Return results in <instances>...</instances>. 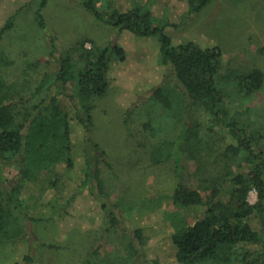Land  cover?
<instances>
[{
    "label": "trees",
    "instance_id": "16d2710c",
    "mask_svg": "<svg viewBox=\"0 0 264 264\" xmlns=\"http://www.w3.org/2000/svg\"><path fill=\"white\" fill-rule=\"evenodd\" d=\"M79 1L97 20L119 32L127 30L159 41L166 78L152 97L162 102L169 112L167 121H172L169 125L179 131L174 137H156L151 151L153 162L174 160L179 173L183 155L195 158L204 149L215 154L217 150L212 153L211 144L201 133V122L193 119L200 116L199 110L207 112L211 123L229 128L237 136V143L225 146L228 163L207 175L198 186L191 188L180 178L174 182L170 193L172 212L161 210L158 205L137 216H126L121 205L108 194L101 165L110 166L109 154L95 141L92 129L93 111L108 93L113 63L125 61L127 51L115 41L107 45L93 42L86 48L83 40L63 48L52 33L47 36V44L43 38L38 41L47 51L45 59H27L25 67H19L15 65L16 56L3 50L1 43L14 27L16 15L27 5L21 6L0 26V243L19 241L29 224L40 223L49 216L63 220L70 214L75 198L90 192L99 199L106 214L104 236L120 229L129 238L127 255L113 264H264V150L259 143L264 136L247 133L251 122L242 124L231 115L225 102L230 95L217 80L222 50L218 46L202 47L193 40L174 42L166 32L173 23L156 19L147 5L120 10L103 0ZM211 1L187 0V17ZM47 3L48 0H40L32 5L36 24L43 30L48 29L43 12ZM14 67L21 72L10 77L9 71ZM33 72H37L36 76ZM171 82L175 83L172 90L168 86ZM263 82L264 70L260 67L233 80L239 96L253 95ZM175 106L182 112H176ZM250 110L244 107L240 112ZM183 113L185 121L181 118ZM72 120L85 129L83 176L75 192L69 198H61L59 204L58 197L69 187L78 156ZM253 189L258 192L255 203L249 200ZM183 209L191 210L193 217L169 218V213ZM149 239L156 241L164 255L157 259L148 256ZM102 248L100 244L91 249L80 264H104L98 258L103 254ZM13 264L40 263L28 251Z\"/></svg>",
    "mask_w": 264,
    "mask_h": 264
},
{
    "label": "rangeland",
    "instance_id": "374dc122",
    "mask_svg": "<svg viewBox=\"0 0 264 264\" xmlns=\"http://www.w3.org/2000/svg\"><path fill=\"white\" fill-rule=\"evenodd\" d=\"M29 2L31 0H0V26L17 9L27 5L16 15L14 27L1 43L3 50L18 59L15 65L25 67L27 59L44 60L47 51L38 41L43 38L47 44L52 33L58 37L57 42L60 41L59 45L63 48L83 40L86 48H90L93 42L107 45L115 41L127 51L125 61L113 63L108 93L93 111L92 129L95 141L108 151L110 166L101 165V176L111 199L121 205L122 213L137 216L158 205L161 210L172 212L170 193L177 179L193 188L228 163L224 149L228 143H237V136L229 128L208 121L207 112L203 110L197 111L200 116L193 119L201 122V133L206 137L207 144H211L212 153L215 149L220 152L211 155L210 149H204L195 158L183 155L179 173L174 160L152 161L151 151L156 137H174L179 131L173 128V124L169 125L172 121H167L169 112L162 102L152 97L166 78V64L161 60L156 37L140 36L127 30L119 32L114 26L97 20L79 0H48L43 11L48 22L46 31L36 24L34 17L35 7L32 5L40 0L33 4ZM103 2L107 5L112 3L120 10H127L133 5H147L156 19H167L173 23L166 32L174 42L193 40L202 47L218 46L223 58L217 80L230 95L225 102L231 108L232 117L245 125L251 122L247 133L264 136V82L259 91L247 96H239L235 88L237 83L233 84L238 75L255 67L264 70V0H212L191 17H187V0ZM20 72L14 67L9 74L14 77ZM36 73L32 74L36 76ZM168 86L172 90L175 83L171 82ZM70 88H73V83ZM163 94L168 95L166 92ZM244 107L251 110L240 112ZM178 110L176 112H182V108ZM185 117L186 113H183L182 121ZM72 130L74 150L78 156L70 173L69 187L62 197H58L59 204L64 197L69 198L75 192L83 176L85 129L77 120H72ZM259 143L264 150L262 138ZM257 198L258 192L251 190L250 202L255 203ZM69 212L63 220L49 216L40 223L29 224L26 234L19 241L0 243V264H13L28 251L33 252L40 264H80L85 254L100 244L103 245V254L98 258L104 264H113L127 255L129 238L122 230H113L104 236L106 214L96 196L90 192L78 195ZM183 215L191 219L193 212L183 209L168 216L175 220ZM146 252L155 259L160 254L164 255L152 239L148 241Z\"/></svg>",
    "mask_w": 264,
    "mask_h": 264
}]
</instances>
